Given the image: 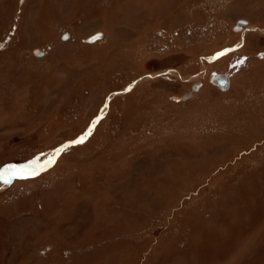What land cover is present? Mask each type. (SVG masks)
I'll use <instances>...</instances> for the list:
<instances>
[{"label": "rangeland", "instance_id": "obj_1", "mask_svg": "<svg viewBox=\"0 0 264 264\" xmlns=\"http://www.w3.org/2000/svg\"><path fill=\"white\" fill-rule=\"evenodd\" d=\"M263 51L264 0H0V264H264Z\"/></svg>", "mask_w": 264, "mask_h": 264}, {"label": "flooded vegetation", "instance_id": "obj_2", "mask_svg": "<svg viewBox=\"0 0 264 264\" xmlns=\"http://www.w3.org/2000/svg\"><path fill=\"white\" fill-rule=\"evenodd\" d=\"M103 33V37H102V39L101 40H98L97 42L98 43H100V42H103L104 40H105V42L107 41V38L105 37V35H106V33L103 31L102 32ZM264 60V59H263ZM209 61V60H208ZM207 62V61H206ZM205 62V63H206ZM207 64V63H206ZM207 66V65H206ZM208 67V66H207ZM207 67H206V69H207ZM178 74H179V76H181V78L182 79H185L186 78V76H183L182 74H180L179 72H178ZM202 74H204L203 72H202ZM218 77H220V78H223V76L222 75H220V74H215V75H213V76H211V78H212V81L213 82H215L217 79L216 78H218ZM227 79V78H226ZM229 80L227 79V82H228ZM222 87V86H221ZM226 87H228V85L226 86Z\"/></svg>", "mask_w": 264, "mask_h": 264}, {"label": "water", "instance_id": "obj_3", "mask_svg": "<svg viewBox=\"0 0 264 264\" xmlns=\"http://www.w3.org/2000/svg\"><path fill=\"white\" fill-rule=\"evenodd\" d=\"M101 36V32H96V33H93V34H91L90 36H87V38L85 39V40H87V41H93V40H95L97 37H100ZM219 55V53H217L215 56H213V57H216V56H218Z\"/></svg>", "mask_w": 264, "mask_h": 264}, {"label": "bare ground", "instance_id": "obj_4", "mask_svg": "<svg viewBox=\"0 0 264 264\" xmlns=\"http://www.w3.org/2000/svg\"><path fill=\"white\" fill-rule=\"evenodd\" d=\"M241 25H245V21H239L238 24H237V26L240 27ZM102 37H103V33H101V37H100V39H97V40H95V41L101 40ZM86 41H87V40H86ZM95 41H93V42H95ZM93 42L88 41V42H85V43H93ZM2 187H4V185H2L1 188H2Z\"/></svg>", "mask_w": 264, "mask_h": 264}, {"label": "crops", "instance_id": "obj_5", "mask_svg": "<svg viewBox=\"0 0 264 264\" xmlns=\"http://www.w3.org/2000/svg\"><path fill=\"white\" fill-rule=\"evenodd\" d=\"M112 15V14H111Z\"/></svg>", "mask_w": 264, "mask_h": 264}]
</instances>
